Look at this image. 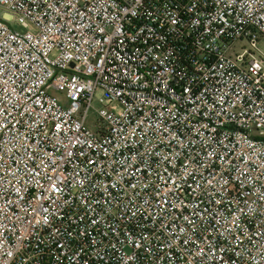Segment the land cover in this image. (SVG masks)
Here are the masks:
<instances>
[{
    "label": "built area",
    "instance_id": "1",
    "mask_svg": "<svg viewBox=\"0 0 264 264\" xmlns=\"http://www.w3.org/2000/svg\"><path fill=\"white\" fill-rule=\"evenodd\" d=\"M1 9L0 264H264V0Z\"/></svg>",
    "mask_w": 264,
    "mask_h": 264
},
{
    "label": "rangeland",
    "instance_id": "2",
    "mask_svg": "<svg viewBox=\"0 0 264 264\" xmlns=\"http://www.w3.org/2000/svg\"><path fill=\"white\" fill-rule=\"evenodd\" d=\"M4 13V10H0V14H3ZM16 29H19V27L17 26V25H13ZM262 42H263V40H262ZM243 46H246L247 47V45H246V43H242V44H240V50H241V48L243 47ZM99 119H98V117L95 115V114H91L90 115V118H89V121H88V125H89V127L92 129V130H97V127H98V123H99Z\"/></svg>",
    "mask_w": 264,
    "mask_h": 264
}]
</instances>
